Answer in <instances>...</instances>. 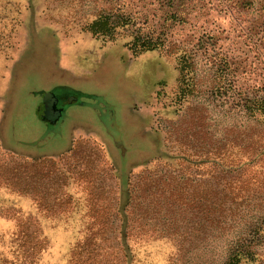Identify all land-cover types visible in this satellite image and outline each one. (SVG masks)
Returning <instances> with one entry per match:
<instances>
[{
    "label": "rangeland",
    "instance_id": "374dc122",
    "mask_svg": "<svg viewBox=\"0 0 264 264\" xmlns=\"http://www.w3.org/2000/svg\"><path fill=\"white\" fill-rule=\"evenodd\" d=\"M109 11L163 32L166 47L134 56L129 37L88 32ZM204 34L215 43L195 44ZM173 44L194 54L184 96ZM61 97L50 126L39 107ZM254 97L264 0H0V177L28 192L0 186V264H124L123 224L130 264H219L263 224L264 118L242 106ZM257 249L264 264V233Z\"/></svg>",
    "mask_w": 264,
    "mask_h": 264
},
{
    "label": "trees",
    "instance_id": "16d2710c",
    "mask_svg": "<svg viewBox=\"0 0 264 264\" xmlns=\"http://www.w3.org/2000/svg\"><path fill=\"white\" fill-rule=\"evenodd\" d=\"M88 32L92 35H101L107 37L108 40H115L119 35H125L129 39L125 42L134 56H138L144 52L155 50L156 48H164L166 36L163 32L154 33L150 29H145L144 22L139 21L137 17H133L130 13L109 11L106 13L98 14L87 27ZM204 33H208L205 31ZM205 38V39H204ZM214 37L212 35H202L198 37L195 44H213L215 43ZM168 52L178 53V66H179V83L180 91L182 96L187 93L190 94L193 91V86L190 85L189 80H193L194 73V54L189 53L185 47L178 44H173ZM216 70L220 71L218 77L220 80L217 82V89L222 88L225 90V87L230 85L231 79L227 77V62L224 61V65H217ZM217 77V79H218ZM243 108L251 114V116H262L264 118V97H254L244 100L242 104ZM264 120V119H263ZM2 163V162H1ZM3 164V163H2ZM1 164V165H2ZM0 165V166H1ZM0 186H5L6 188H11V192L17 194L20 197L28 196L26 188L21 187L19 183L9 178L0 177ZM130 194L128 190H124L119 196L120 206L117 209L118 214H124L123 205L130 199ZM208 195V199H209ZM208 204L204 209V215L210 224L213 222V217H215V209L211 208V205ZM16 211V215H17ZM219 214V213H218ZM216 214V215H218ZM13 217V216H11ZM217 217V216H216ZM260 221H263V224L259 222L256 226H248L246 232L237 237L228 241L226 246V251L223 259L219 264H261L263 253H261L257 247L262 242V234L264 233V213L260 217ZM25 220L18 219V230L16 232L17 240L24 239L26 236V226ZM209 225V224H208ZM120 229L119 238H117L118 246H121L122 250L125 252L124 264H130L129 260V247L126 242V229L127 226L120 225V227L115 230ZM24 245H21L23 247ZM78 247V245H76ZM75 247V248H76ZM26 250H24L25 252ZM22 264L25 261V257L22 258Z\"/></svg>",
    "mask_w": 264,
    "mask_h": 264
},
{
    "label": "flooded vegetation",
    "instance_id": "af4514ba",
    "mask_svg": "<svg viewBox=\"0 0 264 264\" xmlns=\"http://www.w3.org/2000/svg\"><path fill=\"white\" fill-rule=\"evenodd\" d=\"M79 90H76L75 95L79 96L80 94ZM45 103V107H44ZM69 103V99H64L61 97L57 102L48 103L46 100L43 101V103L40 105L41 111L43 108L47 109L45 116L47 117L44 122L46 124H49L50 126L57 125L58 123V115H63L64 111L66 110V106ZM40 111V109H39Z\"/></svg>",
    "mask_w": 264,
    "mask_h": 264
},
{
    "label": "crops",
    "instance_id": "0c3cea01",
    "mask_svg": "<svg viewBox=\"0 0 264 264\" xmlns=\"http://www.w3.org/2000/svg\"><path fill=\"white\" fill-rule=\"evenodd\" d=\"M73 89L76 90L75 88H73ZM44 107H45V103H44ZM39 109H40V111L38 110V115H39V117H40L42 120H43V119L46 120V118H47V117L45 116V113H46V112L44 113L43 110H46V111H47V109L43 108L42 111H41V107H39ZM43 116H44V117H43ZM44 120H43V121H44Z\"/></svg>",
    "mask_w": 264,
    "mask_h": 264
},
{
    "label": "water",
    "instance_id": "95a60500",
    "mask_svg": "<svg viewBox=\"0 0 264 264\" xmlns=\"http://www.w3.org/2000/svg\"><path fill=\"white\" fill-rule=\"evenodd\" d=\"M79 94H81V93H79ZM43 112L45 113L46 112V110H43ZM44 117V116H43Z\"/></svg>",
    "mask_w": 264,
    "mask_h": 264
}]
</instances>
